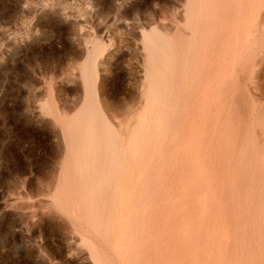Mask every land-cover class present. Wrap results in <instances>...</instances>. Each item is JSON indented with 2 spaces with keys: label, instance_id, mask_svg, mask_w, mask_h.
<instances>
[{
  "label": "rangeland",
  "instance_id": "1",
  "mask_svg": "<svg viewBox=\"0 0 264 264\" xmlns=\"http://www.w3.org/2000/svg\"><path fill=\"white\" fill-rule=\"evenodd\" d=\"M201 1L0 0V264H264V219L258 217L264 212V0H216L213 53L208 62L199 63L203 68L194 70L188 57L191 38L199 30ZM150 38L161 47L153 50L157 62L164 59L167 46L180 58L187 50L185 67L182 62L180 67L195 78L189 80L193 99L187 134L169 138L163 149L172 152L167 168L162 165L165 179L151 174L144 179L148 183L151 178L140 206L148 209L132 254L130 247L116 249L126 234L120 224L118 235L112 233L119 239L114 236L116 242H110L90 214L82 217L76 207L67 211L59 201H65L73 166L70 133L82 130L70 126L85 116V107L101 108L126 147L139 128L137 121L147 115ZM89 90L99 103L88 99ZM179 92V97L188 96V89ZM198 107L208 110L203 114ZM184 137L194 143L185 145ZM190 144L195 152L188 151ZM172 145L174 151H169ZM175 146H181L177 150L182 155L186 149L191 152L198 171L185 174L187 162L178 159ZM180 175L184 182L202 181V198L211 190L209 204L216 210L201 215L200 233L207 238L198 244L204 254L190 258L193 247L183 230L185 219H197L199 199H183L189 217L181 216L183 206L174 213L181 191L175 193L172 182L180 181ZM68 213H75L74 218ZM179 237L187 244L182 256Z\"/></svg>",
  "mask_w": 264,
  "mask_h": 264
},
{
  "label": "bare ground",
  "instance_id": "2",
  "mask_svg": "<svg viewBox=\"0 0 264 264\" xmlns=\"http://www.w3.org/2000/svg\"><path fill=\"white\" fill-rule=\"evenodd\" d=\"M216 5H217L216 0H203V1H201V4L199 5V8H200V6H201V8H200V11L198 8V15L197 16L199 19L198 18L197 19L199 20L200 23L195 26L196 30H197V27L199 30L196 31L195 33L193 32L194 37L191 38V40H192V42H191L192 44L190 46L191 47V53H190L191 57L187 56L189 53L187 54L186 53L187 50H186L185 54H187V55L183 54L184 51H182L183 52L182 54L185 56L182 55V57H181L182 59H181L180 56H178L175 49L173 48V46H169V47L167 46V50L164 52V59L161 62H159V60L157 62L156 60L153 59L154 53L156 52L155 48H161V47H159V44H157V39H155V38L148 39L150 55L148 57V71H147V76H148V88L147 89H148V91H147V93H145L147 96L146 97L147 101L145 103L146 107H147V109H145L147 111V115H145V117H142V120L139 119L140 121H137L138 124L140 122L139 128H136L135 131L129 136L128 141H127L128 147H126V145L124 144V139L122 138L123 136L121 137L117 131L113 130V128L110 124L111 122L109 123L105 114L101 113V112H103V111H101V108H98L97 110H94L91 108L92 109V111H91V110H89V108L86 109V107H85L83 110V112H85V116H82V115H84V113H83L81 115L83 118L80 119L76 125L71 124L72 126H70L71 128L73 126H76L78 128H81L82 130L78 131L77 133H73V132L70 133V138H71L70 145L72 146L71 147L72 151H70L71 149H69V151H70L69 153H71V155H72L71 157H72L73 166H72V168H70L71 171H70L69 175L71 178L69 177L70 179L68 178L69 180L66 182V188H67L66 191H68V193L66 194L67 196L65 197V201L64 200L62 201V199H61V201H59V204L62 206V208H64L67 211H73L74 212V207L78 208L79 209V211H77L78 215H81V216L82 215L84 216L85 213L90 214V217H91L90 219H92L93 222L97 221L99 223L100 227L102 228V230H101L102 233L104 231V233H105L104 236H106V238L108 240H110V242H113V240H111V239H114V236L118 235V231H116L115 229H116L117 224L118 225L120 224L119 226H122L123 231L126 234H123V235L121 234L122 235L121 239L117 242V244H115L116 249L121 248V247H122V249H123V247H125V248L130 247V251H127V252H131L132 254H134L133 253L134 250L138 247L137 242H139V236H141L140 235L141 234L140 229H141V225H143V216L145 215L144 213L148 209L147 205H141L140 206V202H142V200L146 196V193H145V190H146L145 188H147L146 184H148L149 181L151 180V178L149 177L150 180H148V183H147V182H145L144 179H146V176H148L149 174L152 175L153 179L155 177L156 178L158 177V179L159 178L165 179L166 173H165V175H163L164 173H163L162 169H163V166L165 165V163H167V165H168V163L170 162V159H168V157H169L168 155L170 153L172 154V152L167 153L164 151V153H163V149H165L164 146H166L167 145L166 143L169 142L168 141L169 138H170V140L171 139L175 140L174 138L177 137L179 135V133H180V135H182V133H184V132H185V134H187L186 130L189 129V123H190V121L188 123V117H187V116H190V113H189V115H187V113H188L187 111L189 109L188 104H189V102H191L190 100L193 99V97H192V99L189 98L190 97L189 93H192V90H191L192 86L189 84V80L190 79L194 80L195 77H191L190 73H188V72L182 73L183 67H180L181 66L180 63L182 62L184 64V67H185L184 61L187 59V57H188V61H189V58H191L190 64H192V62H193V64L195 63L193 66V69L199 70L203 66L202 64L199 65L200 62H204V61L208 62L209 61L208 60V59H210L209 55H211V53H213L215 40H216V36H217V31L215 30V27L218 24L219 11H218V9H216ZM153 34H154V32H153ZM224 36H225V34H224ZM247 37H248V35H247ZM247 37H245V38L248 40ZM251 38L253 40V37H251ZM221 42H222V40H221ZM188 44H190V42H188ZM252 44H255V43H253V41H252ZM220 45H222V43ZM253 49H254V47H253ZM153 50H155V52H153ZM218 56L216 55L217 58H218ZM222 58H224V57H222ZM212 60L213 59H211L210 62H212ZM231 60H233V57ZM237 60H239V58ZM216 61H214V62H216ZM225 61L226 60L224 59V64H227V63H225ZM89 62H90V60H89ZM218 62H220V61H217L216 63L219 64ZM235 62H237V61H235ZM215 65H214V68L216 67ZM207 67L208 66H206L205 69ZM220 67L217 66V68H220ZM224 67L226 68L227 66L225 65ZM224 67H222V68H224ZM153 68H156V70H153ZM183 70L186 71L185 69H183ZM233 73H234V71H233ZM89 74H90L89 76H91L92 78L95 77V73L93 71L90 72ZM212 75H214V74L212 73ZM212 75H210V77ZM227 75H229V74H227ZM227 75H225V76H227ZM230 75H229V77H230ZM202 76L203 75L201 73V76L199 78L202 79L201 78ZM215 77H216V75H215ZM229 77H228V79H230ZM214 79L215 78L213 77V80ZM228 79H226V80H228ZM95 80L96 79H94L93 83L95 82ZM146 82L147 81H145V83ZM200 82H202V81H200ZM222 82H224V80H222ZM88 83H89V81H88ZM221 84H223V83H221ZM231 84H233V83H231ZM94 86H95V84H94ZM182 86H185V88L188 89V93H187L188 96L187 97H186V95H185V97H179V94H180L179 91H182V90L186 91L185 88H181ZM222 87H224V84ZM87 88L91 89V86L87 85ZM229 90L230 89H228V91ZM218 91L221 92L220 90H218ZM184 93H186V92H184ZM197 93H200V92L198 91ZM197 93L195 94V96L196 95L199 96ZM92 94H91V91L89 90L88 91V99L91 101L95 100L94 103H96V104L99 103V99H97L98 98L97 95L96 94L94 95V93H92ZM200 95H201V93H200ZM195 96H194V98H195ZM94 97H95V99L93 100ZM96 100H98V102ZM197 102H198V100H197ZM196 105L199 106L198 104H196ZM212 106L213 105H211L210 107H212ZM96 107H98V106H96ZM201 108L198 107L196 109L201 110ZM203 108H204V110H203V114H204V112L208 110V107L206 110H205L206 107H203ZM95 111H96V114H95ZM201 112H202V110H201ZM228 112H229V110H228ZM198 113L199 112L197 111L196 114H198ZM179 114H181V115L179 116ZM97 115H98V117H97ZM227 115H228V113H227ZM194 119H195V117H194ZM197 121H198V119H197ZM56 123H57V121H56ZM135 125H137V124H135ZM195 125L196 124L194 123V126ZM192 128L194 129V127H192ZM63 133H65V132H63ZM178 137H180V136H178ZM181 137H183V135ZM121 138L123 139V141ZM184 138H185L184 139L185 145H187L190 142L194 143L193 140H195V139L190 140L188 138L190 141L187 142V140H186L187 137H184ZM178 139L179 138H177V141H178ZM170 144H172V143H170ZM174 145H176V144H174ZM181 145H182V143H181ZM192 145L189 146L188 151H190L189 149H192L191 148ZM176 146H175L176 150H177V148H181V146L177 147V148H176ZM170 147H172V148H170ZM170 147H169L170 148L169 151L172 149L174 151V146L172 145ZM194 148H195V145H194ZM161 150H162V152H161ZM186 150L183 151V152H186V153H183V155L181 154L182 153L181 150H177L178 155H177V151H176V154L174 152L173 153H174V155L178 156V159L180 161H182V160L184 161V159H185L187 164H186V166L184 164V167H187V171H186V173H185V171H183L181 173L189 174L190 172H192V169L195 168L194 170L198 171V168L195 167L196 164H195L194 159L190 155L191 152L188 153ZM180 161H177V162L180 163ZM179 163H176V164H178V166H179ZM167 165L164 166V168L165 167L167 168ZM182 166H180V168ZM178 168L179 167H177V169H175L177 174L179 173V171H177ZM176 172H174V173L176 174ZM182 176L183 175H180V178H181L180 181L178 180L179 178L175 176V179L177 178L178 182H176V181L172 182L174 184V186H173L174 192L180 190L181 194L179 195V192H178L179 197L177 199H178L179 205H176V207L174 206V208L173 209L171 208V209L174 211V213L177 212V214H178V211H180V207L184 205L183 203L186 200L185 196H187V198H190V199H194V198L196 200L199 199V200H197V205L199 207V210L197 212V215H198L197 219L196 218H195V220L193 219V222H192V218L185 219V225H184L185 228L183 230L184 235L186 237L188 236L189 245H191L193 247V250L191 251V253L189 252L190 253L189 258H190V256L192 254H195L197 252L202 254V255L204 254L203 253L204 247H203V249H201L200 248L201 244L200 245L198 244V242L201 243L204 239L207 238L206 235H205L206 238L204 237V235L202 237V235L200 233V231L203 229V227H201V223L203 221L201 215L204 212L215 213L216 210H215V208L211 207L209 204V200H211L212 195H213L212 191L207 190L208 189L207 188L206 189L207 191H205L204 197L202 198V195L200 193L201 187H202V181H199L196 179L195 180L194 179L193 180L187 179V181L184 182ZM182 181H183L184 186H182ZM157 182L159 185V180ZM157 182H156V184H157ZM175 182H176V184L177 183L178 184L176 185ZM168 184H169V182H168ZM175 185H176V187H175ZM156 187L158 188V186H155L154 188H156ZM211 187L212 186H210V188ZM159 188H160V186H159ZM159 188H158V190H159ZM163 191H164V189H163ZM208 196H209V199H208ZM61 198H63V197H61ZM183 199H185V200L183 201ZM185 204H187V203H185ZM208 204H209V206H208ZM60 205L58 207H60ZM185 206L182 207L183 208L182 210L185 209L184 208ZM189 212H190V209L188 207V211H187V209H185L184 213L182 215L181 214H179V215L183 216V218H185L187 216L189 217L190 216ZM72 214H75V213H72ZM72 214H69V215H72ZM88 214H87V216H88ZM157 215H159V214H157ZM70 217H73V215ZM258 217L261 220L264 219V212H262V214L259 213ZM77 219H79V218H77ZM145 219H147V217ZM148 221L149 220H146V223H148ZM88 224L89 223H87V226H88ZM119 226H117V227H119ZM118 230H119V228H118ZM114 231H115V233L117 232L116 235H114V234L112 235V233H114ZM143 231L146 232L145 226H143ZM217 233H218V231H217ZM217 237L221 238V235H219ZM100 239H101V235H100L99 240ZM222 239H223V237L221 238V240ZM200 240H201V242H200ZM260 240L262 242H264V237H262V239H260ZM218 241H219V239H218ZM115 242H116V240H115ZM177 242H178V251L177 252H179L178 255H181V256L185 255L187 253V251L185 250L187 244L183 243L182 240L180 239V237L177 239ZM104 243H106V242H104ZM113 245H114V243H113ZM217 245H219V244L217 243L216 246ZM93 246H94V244H93ZM179 247H180V249H179ZM114 249H113V251H114ZM122 249H120V250H122ZM120 250H118V251L116 250L117 254H118V252H120ZM98 255H99V253H98ZM121 255L123 256L121 258L123 260L124 255H125L124 252H123V254L121 253ZM121 255H120V257H121ZM118 256H119V254H118ZM118 256L116 255V257H118ZM120 257H118V258H120ZM215 258L213 259L214 261H215ZM100 259L102 260V258H100ZM192 262H193V260H192ZM99 263H101V262H99ZM102 263H103V261H102Z\"/></svg>",
  "mask_w": 264,
  "mask_h": 264
}]
</instances>
